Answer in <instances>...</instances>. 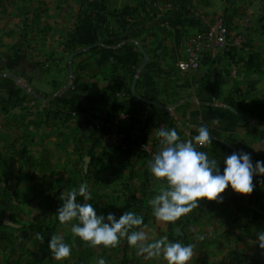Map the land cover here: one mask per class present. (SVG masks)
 Returning a JSON list of instances; mask_svg holds the SVG:
<instances>
[{
  "label": "crops",
  "instance_id": "crops-1",
  "mask_svg": "<svg viewBox=\"0 0 264 264\" xmlns=\"http://www.w3.org/2000/svg\"><path fill=\"white\" fill-rule=\"evenodd\" d=\"M218 16L226 49L178 71L184 40ZM202 125L212 144L198 150L211 158L246 151L264 160V0H0V206L58 209L79 174L110 179L116 165L151 199L161 182L140 145L160 144V127L188 140ZM105 131L125 138L110 148ZM254 184L246 197L226 189L221 203L201 201L178 220L180 239L203 252L228 246L235 264H264V178ZM1 225L0 264H46L27 257V231Z\"/></svg>",
  "mask_w": 264,
  "mask_h": 264
},
{
  "label": "clouds",
  "instance_id": "clouds-1",
  "mask_svg": "<svg viewBox=\"0 0 264 264\" xmlns=\"http://www.w3.org/2000/svg\"><path fill=\"white\" fill-rule=\"evenodd\" d=\"M155 135L160 140V147L148 166L152 177L161 185L148 203L159 222L175 223L198 208L201 201L221 203V194L226 189L249 196L256 187L254 179L264 178V160L253 162L249 152L233 151L217 160L206 151L198 150V147L212 144L207 125L200 126L197 134L188 140H182L175 128H157ZM59 199L61 204L56 219L61 225L71 223L72 234L91 247L114 248L126 239L139 256L162 258L166 264H190L192 261L194 244L170 241L166 235L150 238L144 230V217L135 212L126 210L119 217L112 212L106 216L98 214L89 203L92 197L86 181L78 188L62 192ZM37 238L43 243V236L37 234ZM256 240L259 248L264 249V232H258ZM47 246L56 261H65L72 255V248L63 235L53 233ZM96 264H107V261L98 258Z\"/></svg>",
  "mask_w": 264,
  "mask_h": 264
},
{
  "label": "rangeland",
  "instance_id": "rangeland-1",
  "mask_svg": "<svg viewBox=\"0 0 264 264\" xmlns=\"http://www.w3.org/2000/svg\"><path fill=\"white\" fill-rule=\"evenodd\" d=\"M33 17L35 16H32L30 23H36L37 19H33ZM69 17L68 14L62 15L63 25L69 21ZM110 174V179L105 178L100 170L96 174L87 176L79 174L78 176L77 188L82 182L88 183L92 197L89 203L97 201L93 207L96 208L98 214L106 216L112 212L119 217L124 211L131 210L144 217V225L146 226L144 230L150 238L159 239L166 235L170 241L178 240L187 244L184 239H180V234L183 233L180 221L165 224L157 221L155 217H149L152 210L148 203L150 200L149 192L133 186L139 182V176L130 171L119 174L117 165L111 167ZM105 182L109 184V188L104 189V195L105 193L108 195L105 199L100 200L102 184ZM78 200L82 202L81 197H78ZM55 212H57L56 206L41 205L30 208L21 206L20 203L15 207L0 206V228L2 229V220L8 219L18 229L27 231L30 234L29 238L22 237L23 234H21V238H23L21 245H24L27 257H33L34 253L36 256L42 257L46 264H96L98 258H104L107 264H166L162 258L157 260L137 255L136 250L128 245L126 239L121 240L114 248L91 247L72 234L71 223L61 225L54 215ZM5 223L7 225L8 221ZM53 233L63 235L65 242L71 246L72 255L69 259L65 261L52 259L47 245ZM37 234L44 237L43 243L37 238ZM234 259L235 256L230 247L210 246L206 248L205 252L195 249L190 264H235ZM236 264L245 263L238 262Z\"/></svg>",
  "mask_w": 264,
  "mask_h": 264
},
{
  "label": "built area",
  "instance_id": "built-area-1",
  "mask_svg": "<svg viewBox=\"0 0 264 264\" xmlns=\"http://www.w3.org/2000/svg\"><path fill=\"white\" fill-rule=\"evenodd\" d=\"M229 27L222 17H214L209 27L200 30L184 40V55L175 62V68L181 72L196 71L201 67L204 56H215L227 46ZM233 45H239L238 40ZM124 135L115 131H105L102 134L104 144L110 148L124 140ZM160 144H141L143 151L150 160L159 150Z\"/></svg>",
  "mask_w": 264,
  "mask_h": 264
},
{
  "label": "water",
  "instance_id": "water-1",
  "mask_svg": "<svg viewBox=\"0 0 264 264\" xmlns=\"http://www.w3.org/2000/svg\"><path fill=\"white\" fill-rule=\"evenodd\" d=\"M144 55V54H143ZM144 61L146 62L147 61V57L144 55ZM134 85H135V81L133 82V86H132V89L134 88ZM33 96H35L36 97V95L35 94H33ZM6 224V223H5Z\"/></svg>",
  "mask_w": 264,
  "mask_h": 264
}]
</instances>
